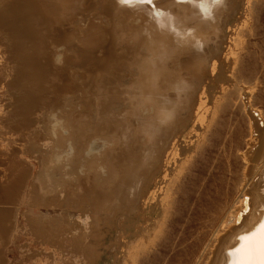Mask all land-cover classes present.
<instances>
[{"label": "bare ground", "instance_id": "bare-ground-1", "mask_svg": "<svg viewBox=\"0 0 264 264\" xmlns=\"http://www.w3.org/2000/svg\"><path fill=\"white\" fill-rule=\"evenodd\" d=\"M253 1L242 0L241 14L230 24L223 16L229 10L231 0H0V71L6 82L0 110V241H7L8 245L17 236L24 238L25 242L18 246L20 257L17 264H99L104 254L110 258L107 264H137L140 256L152 249L159 236L165 233L177 199L175 185L198 147L206 142L220 112V104L228 89L235 84L239 85L240 96L244 97L248 133L244 143L235 146L233 135L225 137L220 150L226 160V169L215 163L211 170H202L206 177L200 185L195 205L205 206L213 214V222L210 239L205 243L199 261L209 254L206 264H260L258 226L264 222V113L251 100L259 79L237 81L235 74L241 53L248 43L247 35L253 31ZM188 4L192 6L187 10L184 5ZM146 14L153 18V27L158 25L168 31L179 29L183 33L186 40L185 50L179 56L182 57L180 66L200 65L193 75L198 78L210 76L213 84H203L204 81L199 80L200 83L194 85H183V93L179 94L184 95L182 105H173L167 95L170 104L155 105L150 110V117L147 116L149 119L143 113L146 121L140 122L142 118L136 121L142 124L138 125L133 137L135 174L126 173L123 178L129 187H124V181H117L119 177L107 183L98 197L101 200L98 204H88L89 207L76 215L75 220L64 218L56 226L50 238L56 244L50 245L40 239L50 231L44 219L51 217L57 208L63 212L71 207L73 201L82 195H77L80 190L76 177L63 171L62 181L67 175L71 177L65 182L58 181L52 177L53 169L65 167L62 159L74 156V148H67L75 143L72 129L82 122L94 125L91 116L83 115L78 119L75 109L69 115L53 110L61 104L63 86L73 85L75 91H80L88 84L89 89L91 80L103 72L98 69L95 74H89L88 83L74 82L69 60L73 58L79 64H90L92 44L106 42L113 46L119 32L132 29L137 25V18ZM78 15H87L85 25L81 26L84 29L65 39L67 47L60 54L57 48L59 35L64 28L67 30L73 25ZM183 15H187L186 27L178 26V17ZM146 19L140 18L142 26L146 25L143 23ZM210 32L214 38L208 39ZM159 33L165 37L162 43L165 45L168 33L166 36ZM152 39L157 44L154 34ZM222 45L218 53L217 49ZM164 49L156 50V53L161 55ZM117 57L123 56L117 53L112 60L116 61ZM208 57L209 61L204 62ZM162 59L165 64L169 58L163 53ZM67 61L68 65H64ZM143 73L142 70L140 77ZM39 94L45 95L46 105ZM161 95L156 97L165 99ZM52 119V125L48 124ZM123 138L118 140L120 144L130 139ZM42 147L53 152L51 164L44 162L47 156L42 154ZM63 147L66 151L62 152ZM234 150L242 161L235 180L231 160ZM33 160L38 161L36 172ZM221 172L224 176L229 175L226 190L225 183L217 181ZM206 190L207 198L203 195ZM113 191L119 202L111 201L108 205L110 199L106 197ZM42 207L46 208L45 212L39 211ZM20 214L25 219L23 224L18 220ZM112 228L117 237L107 245L101 239ZM253 232L257 233L255 237ZM242 236L250 238L242 240ZM4 247L0 248V254L7 261Z\"/></svg>", "mask_w": 264, "mask_h": 264}, {"label": "rangeland", "instance_id": "rangeland-1", "mask_svg": "<svg viewBox=\"0 0 264 264\" xmlns=\"http://www.w3.org/2000/svg\"><path fill=\"white\" fill-rule=\"evenodd\" d=\"M192 4L184 5V7L188 10ZM241 9L242 0H231L230 8L227 10L229 12L227 13V11H225L226 15L223 17L226 18V21L230 24L234 23L241 14ZM263 12L264 0H259L258 2L257 0H254L252 3L253 31L251 35H247L248 43L241 53L235 74L237 81H240L241 79L256 81V79H259V85L255 88L251 100L253 105L264 113ZM222 14H224V12ZM255 15H258V17ZM86 17L87 15L76 16L73 25L68 26L67 30L64 28V30L61 31V35L58 34L60 36L57 43V48L59 50L58 53L63 54L65 51L67 47L65 39L67 40L73 32L77 33L81 30V28L84 29V27L81 26L86 22ZM141 17L147 18L143 21V23L146 24L145 26H142V22L140 20ZM141 17L137 18V25H135V27L118 33L119 37L113 46L106 42L95 45L92 44L90 48V56H92L90 64L82 65L79 64L76 59L72 58V60L71 58H68L71 59L69 60L71 61L69 65L71 64V71H73L70 75L72 78L74 77V82L86 81L85 83H88L90 78L88 77L89 74H95L98 69L104 73L102 72L103 74L101 73L98 75L95 80H91L92 85L89 89L87 87L88 84H84L83 87L86 85L87 90H85L86 88H82L80 91H75L76 88H72L73 85L63 86V92L61 93L62 101H60L61 104L60 106L56 105L55 107V109L59 107V110H53L55 112L61 110L65 113V115H69V113L75 109L76 111L74 112H78L76 113V115L79 116L78 119H81L83 115L87 117L91 116L93 117L94 125L91 126L90 124L82 122L77 124L72 129V132H75L73 134L76 138L75 139L73 137L75 143L73 146L70 144L71 147L67 148H74V156L72 159L69 157L67 160H65V158L62 159L65 167L53 169L54 174L52 177L58 181H62L63 171L69 172L71 173L70 175L76 177L79 183L77 188L80 190V193L77 195H82L80 199L77 195H75V198L78 199L73 201L71 207L63 209V212L57 208L55 213L50 214L51 217L44 219V222L50 230L48 234L50 236L48 237L47 235L40 239L48 242L50 245L56 244L54 240H50V238L54 235L53 230L56 229V226L60 224L64 218H67L69 221L75 220L76 215L81 214V212H84L89 207L88 204H92V202L98 204L101 201L98 197L101 196V193L107 183H111L113 180L116 181L119 177L117 181H124V187H129L126 185L128 181L123 180V178L126 173H129L130 175L135 174L134 167L136 165V161L133 149V137L139 127L138 125L145 123L143 121H146L145 118L149 116L151 113L150 110L152 111L155 105L164 104L163 102H165L166 105L170 104V99L168 98H171L173 105L180 106L182 105L181 99L184 100V95L179 96V94L183 93V85L185 87L194 85L196 83H200L199 80H203V84L206 82L213 84L212 77L210 76L198 78L195 77L196 75H193L196 71H198L200 65L194 64L188 67L180 66L182 57L179 58V56H181V52L185 50L184 41L186 38L179 29L168 31L165 28L160 29L158 25L153 27L151 24L153 18L150 14H146ZM178 19V26H187V15L179 16ZM159 32L164 35L165 33H168L167 36L165 35V45H162L165 37L161 36ZM153 34L157 37V44L153 43ZM211 34L212 33L210 32V34L207 35L208 39L214 38ZM164 47L165 49L162 54L164 53L169 58L168 62L165 64L163 63L162 54L160 55V52L156 53V50L160 51ZM222 48L223 45L217 49V52L220 53ZM169 49H172V51L168 52ZM117 53L119 55L121 54L123 57H117L116 61L112 60L115 58ZM208 61L209 57L205 59L204 62ZM106 64H109L108 67ZM64 65H68V61L67 63H64ZM142 70L144 73L142 77H140V72ZM191 79L193 80L192 82ZM168 83H170V85H168ZM162 84L170 86L169 89L166 86L169 91H167L165 86H161ZM158 87L161 88L158 89ZM5 89L6 82L2 79L0 71V110L2 109L1 107H3V100L6 94ZM164 89H166L165 93H163L165 91ZM188 89L191 90V88ZM240 91L241 90L239 89L238 84H235L233 87L228 89L225 99L220 104V112L207 134L206 142L198 147L193 155V158L186 166L184 173H182L183 176L180 177L175 185V196L177 199L175 200L170 212V219L169 223L165 227V233L159 236L156 240V244L152 248L153 250L150 249L140 256V260L138 261L139 264H148L150 260L149 264H157L158 262L159 264H206L205 262L209 258V254L204 260L199 261V259L206 247L205 243H208L211 236L210 226L213 222V214L209 213L205 206L200 204L195 205V202L201 188L200 185L206 177V175H202V170H206L207 168L211 170V167L215 163L216 165L226 169V160L222 155V150H220L225 141V137L233 135L234 146L243 144L246 140L249 120L245 108L244 97L240 96ZM161 93L165 99L160 98L162 96ZM159 94L160 97L158 98L160 101L156 97L157 95L159 96ZM167 95L170 96L168 97ZM38 96H40V99L44 98L43 105H46L45 95L39 94ZM166 99L168 102L165 101ZM101 100L102 105L100 104ZM60 113L61 112H59V114ZM143 113L144 116L146 115L144 118L142 116ZM149 117L146 119H149ZM139 118H142V120ZM137 120H141L140 122L142 123L136 122ZM53 122L54 119L49 120L48 124L52 125ZM119 131L120 134H118ZM121 135L123 136L121 137ZM123 137L127 138V140L130 138V142L129 140L127 142ZM122 138L125 140V143L123 142L122 144H126V146L121 147L120 145L122 144H120L118 140L120 139V141H122ZM128 143H130V147H128ZM229 147L230 144L227 141V148ZM63 148L64 150H62V152L66 151V148ZM233 152L231 160L233 170L236 173V176H234L235 180L241 171L242 161L239 157V153L235 150ZM52 153V151H47L46 148L42 147V154L47 156V159L44 161L45 163L48 162L51 164ZM37 162L38 161L36 160L32 161L33 166H35L34 172L38 170ZM0 170H2V168H0ZM223 174L224 173L219 174L220 176H218L217 181H223L225 183L224 188L226 190L228 185L227 178L229 175L224 176ZM70 175L64 177L63 181L71 177ZM209 184L211 185V183ZM233 185V182H231L230 188L232 190L234 188ZM47 187L52 188V186ZM111 193V195L108 194V197H106V199H110L107 203L108 205L111 201H114L115 203V201L118 200L115 199L117 198L114 194L115 192L113 191ZM203 195L206 198L209 197L207 190ZM118 196L120 197V195ZM104 200L105 198H103V201ZM45 209L46 208L42 207L39 211L45 212ZM23 211L24 208H22V212ZM21 216L22 214H20L18 220L20 224H23L25 219ZM112 229L113 231H111ZM112 229L110 230L111 232H106V235L103 239H101V241L103 240V242L107 245L110 244L111 240H114V238L117 237L116 230L114 228ZM132 229L134 230V228H131V231H133ZM127 234H130V228H128ZM24 242V238L18 236L8 245L7 241L3 242V240H1L0 248L2 245H5L4 249H6L5 255L7 261H4L6 259L2 258L1 253L0 264H17L20 257L18 246ZM141 258L143 260H141ZM108 262H110V258L108 255L104 254L99 264H107ZM119 264H121V262H119Z\"/></svg>", "mask_w": 264, "mask_h": 264}, {"label": "snow or ice", "instance_id": "snow-or-ice-1", "mask_svg": "<svg viewBox=\"0 0 264 264\" xmlns=\"http://www.w3.org/2000/svg\"><path fill=\"white\" fill-rule=\"evenodd\" d=\"M258 231L260 235V264H264V222H261V224L258 226ZM257 235L256 232L252 233V236L255 237ZM250 237L242 236V240L249 239ZM237 251H240V249H237Z\"/></svg>", "mask_w": 264, "mask_h": 264}]
</instances>
